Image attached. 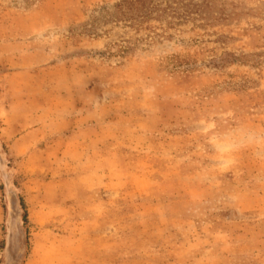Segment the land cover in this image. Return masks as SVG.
Wrapping results in <instances>:
<instances>
[{
	"label": "rangeland",
	"instance_id": "1",
	"mask_svg": "<svg viewBox=\"0 0 264 264\" xmlns=\"http://www.w3.org/2000/svg\"><path fill=\"white\" fill-rule=\"evenodd\" d=\"M40 99L101 138L15 141ZM94 214L113 263L264 264V0H0V264H64Z\"/></svg>",
	"mask_w": 264,
	"mask_h": 264
},
{
	"label": "crops",
	"instance_id": "2",
	"mask_svg": "<svg viewBox=\"0 0 264 264\" xmlns=\"http://www.w3.org/2000/svg\"><path fill=\"white\" fill-rule=\"evenodd\" d=\"M20 87L22 86L19 85L18 88ZM41 100L42 99H40L38 103H35V102L30 103V104L23 103L22 105L19 106L20 109L16 112L14 110L8 111V114H7L8 121L9 122L11 121L9 124L13 125V127L15 128L17 127L21 128L18 130L17 132L18 134L14 136V138L16 137V139H14L15 141H22V142L37 141V138H29V136L30 135L36 136L39 133H41L42 130L39 127L40 126L47 127V123H48L47 119L49 118L53 119L54 117H56L54 118L55 120L53 119L52 121H50V123L56 124V122L57 123L60 122L58 125H60L61 127L56 130L57 131L56 134H58L59 137H66V139H69L70 137L75 136L73 139L70 140V142L80 143L78 140L82 138L85 141L84 143L85 144L87 143L86 147L84 146V144L81 145L80 143L81 146L79 145L80 147L79 146L76 147L77 149L89 148V144L91 141L94 142L95 138L97 140L101 138L100 135L96 136L95 134V130H94L95 122H94V114H93L94 110H93L92 104L82 105L83 107L80 108L77 104L69 103L67 109L76 111L74 113L76 114V117L72 118L71 116H73L72 115L73 112H70V113L65 112L63 110V107L59 109L58 112H56L57 110L56 104L52 103L54 100L50 101L49 102L50 104L47 103L46 99L45 101L44 100L41 101ZM50 100L52 99L50 98ZM84 110H85V113H84ZM36 126L38 128H36ZM33 127H35L36 129ZM25 133H29V134H25ZM66 133H69V134L66 135ZM91 148L94 149V145L91 144ZM61 152H63V150ZM102 154L105 157V153H102ZM99 216H102L101 218L103 219L102 221H100ZM106 218L107 219L109 218L108 214L91 215V219L89 220V222L91 223L94 222V223L91 225L92 229L90 231L87 242H84L83 244L79 246V248L76 251L72 252L70 257L67 259V261L64 264H126L125 259H122L121 261L117 260L116 262L113 263V261L111 260V252L112 250H114L112 247L114 246V244L111 245L110 236H107V237L99 236L100 231L107 228L106 225L104 224L105 223L104 219ZM117 218L119 222L122 221V219L125 221L127 220L125 214L118 215ZM107 219H106V222H107ZM134 219L136 220L135 222L137 223L138 221L137 216H135ZM136 226L140 228L138 224ZM99 228L101 229L99 230ZM103 232L104 230L101 231V233ZM216 233L217 232H215V234ZM203 237L206 238L207 237L206 234ZM185 243L187 242L185 241ZM185 243L183 242V245L174 244V245H169L167 247H161V248H165L166 252L170 254V257H168L166 261L164 262L166 264L174 263L175 253H180V252H183V253L192 252L193 253L194 251H188V247L187 245H185ZM154 246L155 245L152 244L150 248H153ZM180 248H184V249H180ZM203 248L205 247H202L201 250L205 251V249ZM121 249L123 251V248ZM121 249L118 250L119 254L121 253ZM125 252H126V249H125Z\"/></svg>",
	"mask_w": 264,
	"mask_h": 264
}]
</instances>
